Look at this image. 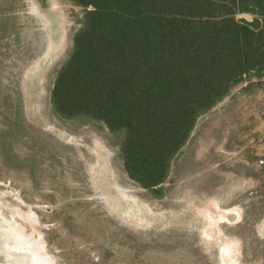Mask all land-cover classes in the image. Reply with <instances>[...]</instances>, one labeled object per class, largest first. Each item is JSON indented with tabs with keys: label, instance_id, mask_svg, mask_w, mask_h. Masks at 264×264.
Listing matches in <instances>:
<instances>
[{
	"label": "rangeland",
	"instance_id": "1",
	"mask_svg": "<svg viewBox=\"0 0 264 264\" xmlns=\"http://www.w3.org/2000/svg\"><path fill=\"white\" fill-rule=\"evenodd\" d=\"M83 10L0 0V218L32 232L52 264H264V85L243 81L202 114L146 189L104 125L52 109Z\"/></svg>",
	"mask_w": 264,
	"mask_h": 264
},
{
	"label": "trees",
	"instance_id": "2",
	"mask_svg": "<svg viewBox=\"0 0 264 264\" xmlns=\"http://www.w3.org/2000/svg\"><path fill=\"white\" fill-rule=\"evenodd\" d=\"M72 1L84 10L52 109L104 125L146 189L166 180L202 114L243 81L264 85V0Z\"/></svg>",
	"mask_w": 264,
	"mask_h": 264
},
{
	"label": "bare ground",
	"instance_id": "3",
	"mask_svg": "<svg viewBox=\"0 0 264 264\" xmlns=\"http://www.w3.org/2000/svg\"><path fill=\"white\" fill-rule=\"evenodd\" d=\"M25 215L28 219L26 220L30 222L29 224L37 223L35 216L30 213ZM7 220L6 218L3 220L0 218V253L5 257L4 261L2 260L0 264H52L42 250L41 243H38L33 238L32 232L29 231L30 233H27L25 232V228H22L23 226Z\"/></svg>",
	"mask_w": 264,
	"mask_h": 264
},
{
	"label": "snow or ice",
	"instance_id": "4",
	"mask_svg": "<svg viewBox=\"0 0 264 264\" xmlns=\"http://www.w3.org/2000/svg\"><path fill=\"white\" fill-rule=\"evenodd\" d=\"M35 11V10H34Z\"/></svg>",
	"mask_w": 264,
	"mask_h": 264
}]
</instances>
